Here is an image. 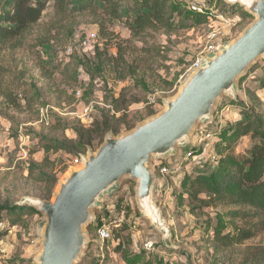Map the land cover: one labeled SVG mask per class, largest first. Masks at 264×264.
Wrapping results in <instances>:
<instances>
[{"label": "rangeland", "instance_id": "374dc122", "mask_svg": "<svg viewBox=\"0 0 264 264\" xmlns=\"http://www.w3.org/2000/svg\"><path fill=\"white\" fill-rule=\"evenodd\" d=\"M218 1V11L235 8L234 21L217 17L200 28L172 35L164 31H147L142 38L134 39L119 21L107 24V31L103 30L102 33L100 25L104 21L103 16L87 14L78 17L79 24L71 39L55 36L51 43L40 48L39 54L37 39L45 35L47 26L54 18L53 7L49 5L26 46L0 56V61L10 70L9 79L13 86L19 94L25 93L33 104L31 110H18L9 108L0 98V206H26L32 209L22 205L26 199L51 200L58 183L77 166L74 164L76 158L89 151L97 152L107 135H123L162 112L164 102L179 92L191 68L211 44L214 33L219 43L231 42L254 21V17L241 6ZM123 10H127V4L123 5ZM91 32L99 35V45L95 49L106 48L112 55L118 52L125 54V59L138 69L134 78L123 82L115 80L107 69L102 73L95 72L93 63L96 50L87 51L84 48V41ZM68 47L73 49L71 54L67 52ZM69 63L73 66L67 69ZM77 69L79 79L75 82ZM263 76L264 59L240 80L238 101L225 97L213 121L201 125L186 148L179 149L170 160L154 162L158 183L168 185L166 188L157 186L155 201L163 211L170 237L165 238L141 213L136 201V184L124 180L117 195L106 200L102 209L95 211L97 218L108 212L109 217L104 219L113 226L123 220V227L115 228L113 238L103 243L97 229L92 228L97 221L91 225L87 229L90 247L77 264H99V261L103 262L101 264H127L117 252L120 242L123 250L142 256L139 264H158V259L164 264H264V232L241 246L215 251L212 243L219 219L217 215L229 222L225 218L228 211L206 209L201 214L193 215L188 203L182 204L180 196L183 193L180 186L183 173L193 175L206 172L216 165L218 150L215 151L211 140L202 146L199 144L201 132L207 128L217 135L220 131L217 125L223 129L235 125L241 118L240 109L232 104L239 101L253 106L258 113H264V90L259 94L254 92L255 88V91L262 89L260 83ZM248 91L253 95L250 96ZM90 104L94 106L92 121L86 123L82 120V114L84 107ZM88 129L93 132V142L84 151L72 154L58 152L46 156L42 149L46 140L78 142V132ZM253 142L249 136L237 139L234 143L235 153H245ZM192 147H200L203 153L186 159ZM24 153L27 157H24ZM160 163L174 168L178 165V173L164 179L159 173ZM44 172L57 178L51 197H48L51 183L39 178V174ZM3 217L7 219L9 215L1 212L0 218ZM43 220L41 214H25L21 225L11 229L8 234L0 233V245L5 250L0 264H37ZM9 221L11 223L12 220ZM237 224L243 226L244 222L237 221ZM148 242L155 243V251L145 250Z\"/></svg>", "mask_w": 264, "mask_h": 264}, {"label": "trees", "instance_id": "16d2710c", "mask_svg": "<svg viewBox=\"0 0 264 264\" xmlns=\"http://www.w3.org/2000/svg\"><path fill=\"white\" fill-rule=\"evenodd\" d=\"M207 2L209 9L200 14L189 10L185 0H0V56L6 52L14 53L26 46L29 38L40 25L49 5L53 7L54 18L47 26L45 35L37 39L39 54L40 48L51 43L55 36L62 35L71 39L79 24L78 17L87 14L93 17L103 16L104 21H101L100 25L102 33L107 28V24L119 21L126 26L131 37L137 39L142 38L147 31H164L172 35L183 30L209 25L212 20L217 19L212 11L219 9L220 2L218 0H207ZM125 4H127L126 11L123 10ZM219 13L230 21L235 20V8L229 7ZM108 35L111 36V33L108 32ZM94 50L96 51L93 65L96 73H102L107 69L115 80L123 82L135 77L138 69L125 59L123 52L112 55L106 48ZM71 66L73 65L69 63L66 68L70 69ZM9 75L10 70L0 61V98L9 108L31 110L33 104L25 93H22L24 96L19 94ZM262 78L260 83L262 89L255 91L257 90L255 88L256 94L264 90V76ZM78 79L77 69L75 82H78ZM247 93L253 95L250 91ZM232 105L240 109L241 118L235 125L226 129L217 125L220 130L217 135L207 128L204 130V133L211 136L210 140L215 151L218 150L215 167L206 172L193 173L194 176L185 172L180 180L183 189L180 195L181 201L182 204L188 203L191 214H201L206 209L228 211L225 218L229 219V222L217 215L219 219L214 228L212 243L215 251H226L241 246L264 232V113L256 112L253 106L241 101ZM92 135L93 132L88 129L78 132V142L68 139L46 140L42 149L46 156L58 152L72 154L80 150L84 151L87 145L93 142ZM248 136L254 141L253 144L245 153L236 154L235 141ZM192 151L196 155L203 153L202 149L196 147H192ZM30 171L33 172L31 167ZM39 176L41 181L51 183V189L48 191V197H51L57 178L50 177L45 172ZM1 212L9 215L7 219L0 218V233L3 234H8L11 229L21 225L25 214L38 215L37 211L26 206L14 208L3 205L0 206ZM14 214L15 217H12ZM108 214L105 212L98 216L97 223L92 228L98 231L106 221L104 218L109 217ZM9 220H12L11 223ZM255 220L257 221L253 223ZM237 221L244 222V225L239 226ZM123 224L113 226L112 234L115 228H122ZM117 252L127 264H139L142 259L141 255H131L123 250L121 242ZM156 261L158 264H164L162 260Z\"/></svg>", "mask_w": 264, "mask_h": 264}, {"label": "water", "instance_id": "95a60500", "mask_svg": "<svg viewBox=\"0 0 264 264\" xmlns=\"http://www.w3.org/2000/svg\"><path fill=\"white\" fill-rule=\"evenodd\" d=\"M224 1L241 6L254 21L235 40L202 56L162 112L123 135H107L97 152L80 155V164L58 183L51 200L28 198L22 204L44 217L37 264H77L90 247L87 229L97 221L95 211L117 195L124 180L136 184L141 213L170 237L155 201L154 162L186 148L197 129L213 121L225 97L238 101L240 80L264 59V0Z\"/></svg>", "mask_w": 264, "mask_h": 264}, {"label": "built area", "instance_id": "2783aa9c", "mask_svg": "<svg viewBox=\"0 0 264 264\" xmlns=\"http://www.w3.org/2000/svg\"><path fill=\"white\" fill-rule=\"evenodd\" d=\"M185 2L187 3L188 9L191 10L192 12L202 14L209 9V5H208L207 0H185ZM212 14L214 15V17H220L222 19L224 18V16L222 14H220L218 10H213ZM211 38H212V42L206 48V51L203 54V56L217 51L220 48V46L222 45V43H219L216 33H214L211 36ZM97 45H99V35L96 32L89 33L87 35L85 41H84V48L87 51H92L95 49V47ZM67 52H68V54H71L72 49L71 48L68 49ZM200 60H201V58L198 60V62L192 68H194L200 62ZM93 111H94L93 104H90V105H87L86 107H84L83 114H82L83 122L89 123L92 121ZM200 135H202L200 138V141H199V144L201 146L204 143H206L208 140H210V138H211V136L209 134L204 133V131L201 132ZM198 149L200 150V147H198ZM23 155H24V157H27L26 153H24ZM199 155L194 154V151H192V152L190 151L189 153H187L186 159L193 157V156L196 157ZM74 164L75 165L80 164V158L79 157L75 159ZM177 168H179L178 165H176L175 168L172 167L171 165H168V164L164 165V166L158 165L159 173H160L161 177H163L164 179H167V177L176 175L178 173ZM157 186H159L161 188H166L168 185H167V183H165V184L164 183H161V184L158 183ZM118 223H117L118 224L117 226L121 225L123 223V220H120ZM112 228H113V225L111 223H107L105 221L103 223V225L98 229V236L103 243L110 241L112 239V235H113L112 234ZM145 250L150 251V252L155 251V243L154 242L146 243L145 244ZM4 252H5L4 248H2L0 245V263H1L2 258L4 257ZM99 264H101V263H99Z\"/></svg>", "mask_w": 264, "mask_h": 264}]
</instances>
